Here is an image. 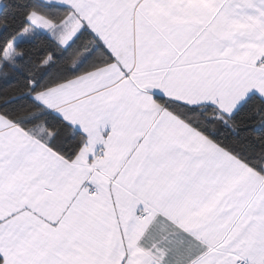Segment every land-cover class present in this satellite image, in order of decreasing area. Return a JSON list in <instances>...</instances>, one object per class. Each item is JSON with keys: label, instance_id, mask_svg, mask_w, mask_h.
Returning <instances> with one entry per match:
<instances>
[{"label": "snow or ice", "instance_id": "6c2138e0", "mask_svg": "<svg viewBox=\"0 0 264 264\" xmlns=\"http://www.w3.org/2000/svg\"><path fill=\"white\" fill-rule=\"evenodd\" d=\"M0 264H264V0H0Z\"/></svg>", "mask_w": 264, "mask_h": 264}]
</instances>
